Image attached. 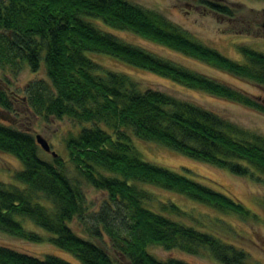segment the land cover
Masks as SVG:
<instances>
[{
  "label": "trees",
  "instance_id": "obj_1",
  "mask_svg": "<svg viewBox=\"0 0 264 264\" xmlns=\"http://www.w3.org/2000/svg\"><path fill=\"white\" fill-rule=\"evenodd\" d=\"M218 17L236 10L225 0H195ZM114 29L200 60L243 81L264 87V53L239 45L241 61L192 38L157 11L128 0H0V71L28 69L44 76L24 86L26 109L44 120L79 125L65 137L67 158H45L29 129L0 122V153L23 168L13 173L23 186L0 182V232L75 256L80 264H190L159 259L157 245L191 255L207 251L219 264H250L243 248L219 234L182 221L187 212L161 201L143 186L171 190L215 208L250 216L242 203L185 175L143 160L131 134L240 177L264 174V137L170 92L141 88L126 74L105 68L86 52L104 53L184 87L264 113V100L191 71L98 27ZM0 107L13 110L0 90ZM51 147V146H50ZM44 152H43V151ZM71 165L74 174L70 175ZM84 185L106 194L89 210ZM26 218L51 236L25 229ZM77 220V233L70 222ZM0 264H72L0 245Z\"/></svg>",
  "mask_w": 264,
  "mask_h": 264
},
{
  "label": "rangeland",
  "instance_id": "obj_2",
  "mask_svg": "<svg viewBox=\"0 0 264 264\" xmlns=\"http://www.w3.org/2000/svg\"><path fill=\"white\" fill-rule=\"evenodd\" d=\"M128 1L159 12L190 38L216 49L230 59L242 60L238 50L239 45H245L264 53V29L262 27L264 0H225L236 10V14L232 19L216 16L197 5L195 0ZM93 21L101 29L114 33L159 57L242 89L264 100L263 86L243 81L200 60L152 43L127 31L114 30L98 20L93 19ZM86 54L105 68L126 74L143 89L152 88L166 91L180 98L191 100L228 118L244 129L264 137L263 112L211 96L202 91L184 87L147 70L130 66L104 53L86 52ZM43 76V69H40L36 74L25 69L17 75L11 72H5L4 74L0 71V90L6 91L12 100L13 106L11 111H6L0 107V122L29 129L33 135H41L50 144L52 150L61 157L67 158L64 139L70 132H76L79 125L66 118L62 120L36 118L26 109L23 91L25 84L32 78ZM131 140L143 160L185 175L211 189L239 200L250 212V216L247 218H241L234 213L218 211L211 206L171 190L153 185L143 186L152 192L155 198L161 201H172L185 210L188 214V216L182 218L185 223L219 234L226 240L243 248L248 253L250 264H264V174L256 173L254 178L236 176L226 169L194 160L163 145L141 140L132 134ZM42 155L45 158L50 157L47 152L42 153ZM22 168L21 162L12 155L0 153V182L22 187L23 185L13 178V173ZM68 172L70 175L74 174L71 165L68 167ZM84 192L88 209L91 211L96 210L106 197L105 193L87 185H84ZM18 220L27 230L34 231L44 237L51 236V234L26 218L19 217ZM70 226L77 233L82 231L77 220L70 222ZM0 245L39 258H43L46 254H52L72 264H80L78 259L71 253L60 250L47 241L32 243L0 232ZM148 250L159 259L175 258L190 264H219L207 251H201L198 255H191L179 249L165 250L157 245L149 246Z\"/></svg>",
  "mask_w": 264,
  "mask_h": 264
},
{
  "label": "water",
  "instance_id": "obj_3",
  "mask_svg": "<svg viewBox=\"0 0 264 264\" xmlns=\"http://www.w3.org/2000/svg\"><path fill=\"white\" fill-rule=\"evenodd\" d=\"M262 27L264 29V21L262 23ZM34 139H35L36 143L41 147V149H43L46 152H50L53 156L56 155V153L51 150L50 144L47 142V140L44 137H42L39 134H36L34 136Z\"/></svg>",
  "mask_w": 264,
  "mask_h": 264
}]
</instances>
